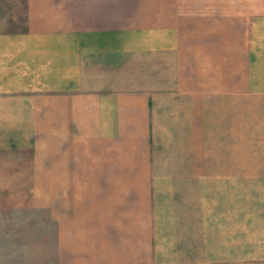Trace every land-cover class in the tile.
Returning <instances> with one entry per match:
<instances>
[{"label": "crops", "instance_id": "0c3cea01", "mask_svg": "<svg viewBox=\"0 0 264 264\" xmlns=\"http://www.w3.org/2000/svg\"><path fill=\"white\" fill-rule=\"evenodd\" d=\"M0 172V264H264V0H0Z\"/></svg>", "mask_w": 264, "mask_h": 264}, {"label": "rangeland", "instance_id": "374dc122", "mask_svg": "<svg viewBox=\"0 0 264 264\" xmlns=\"http://www.w3.org/2000/svg\"><path fill=\"white\" fill-rule=\"evenodd\" d=\"M3 182V177H2V172H0V183ZM253 202H251L252 204ZM256 208L257 207H251V209H249L248 211H251V210H255L254 211V214H256ZM235 212H237V210H235ZM252 217V216H251ZM246 218V217H245ZM248 222H246L245 219H243L241 216L239 215H235V222H234V225H235V232H234V235H235V240L238 239V238H241L240 236L243 235L244 233L241 231L242 230V227H247ZM253 229V227H252ZM27 236H28V233H27ZM31 239H29L28 241H30ZM244 243V242H243ZM247 243V242H246ZM28 244V242H27ZM235 244H241V241H235ZM32 247V246H31ZM245 250H250L251 253L252 251H255V250H258L257 248H250L249 247H244V246H241V245H238V246H235L233 248V251H234V255L236 256H240L241 253ZM33 253V248H27V257H26V263H29L32 261V254ZM255 253V252H254Z\"/></svg>", "mask_w": 264, "mask_h": 264}]
</instances>
